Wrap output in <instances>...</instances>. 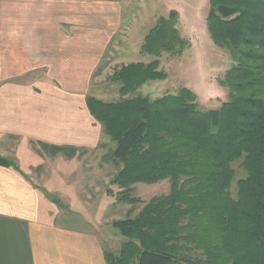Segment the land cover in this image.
<instances>
[{
	"label": "trees",
	"instance_id": "trees-1",
	"mask_svg": "<svg viewBox=\"0 0 264 264\" xmlns=\"http://www.w3.org/2000/svg\"><path fill=\"white\" fill-rule=\"evenodd\" d=\"M179 19L173 9L145 36L142 52L156 59L115 70L120 99L87 98L116 142L117 201L141 203L134 195L140 182L172 184L135 216L113 222L125 240L118 253L105 251L107 264H264V0H210V36L234 61L219 80L229 90L219 108L203 109L188 87L155 99L126 97L168 77L160 69L163 53L182 55L191 46ZM238 161L246 176L234 197ZM0 164L13 163L0 155Z\"/></svg>",
	"mask_w": 264,
	"mask_h": 264
},
{
	"label": "crops",
	"instance_id": "crops-1",
	"mask_svg": "<svg viewBox=\"0 0 264 264\" xmlns=\"http://www.w3.org/2000/svg\"><path fill=\"white\" fill-rule=\"evenodd\" d=\"M122 4L0 0V155L13 163L0 164V264H107L108 249L89 224L96 220L72 212L108 203L83 182L117 172L93 154L107 135L87 98H113L115 70L150 61L142 52L146 32L132 35L137 18L131 13L127 22ZM58 169L69 177L59 190L50 176Z\"/></svg>",
	"mask_w": 264,
	"mask_h": 264
},
{
	"label": "rangeland",
	"instance_id": "rangeland-1",
	"mask_svg": "<svg viewBox=\"0 0 264 264\" xmlns=\"http://www.w3.org/2000/svg\"><path fill=\"white\" fill-rule=\"evenodd\" d=\"M126 1L127 5L122 4L127 8L124 19L130 22V20H133L135 17H132L133 14H135L137 18L131 29L132 35H135L138 30L140 33L141 31L146 32L145 34L147 35L160 16H166L171 10L176 9L180 15L178 28L182 36L191 43V46L188 47L182 55H172L169 53H163L161 55L160 69L165 70L168 74L165 80L148 82L135 93L126 97L141 94L155 99L168 93H176L183 87H188L198 95V102L203 109L219 108L224 101L228 100L229 90L222 86L219 80L224 78L226 72L234 65V61L230 52L216 45L210 36L207 24L210 0ZM129 13L130 17H128ZM141 14H143V17H141ZM144 55L149 56L148 54ZM148 59L150 61L146 63L151 62L156 59V57L150 55ZM115 85L118 88V92L115 96L113 95V98L107 99V101H115L121 98L120 85L118 83ZM115 148L116 142L111 140L108 136H103L99 149L93 154L99 160L103 159L111 169H116L118 172L121 166H118L112 159ZM41 151H38V153ZM83 153V150H79L77 156L79 155L78 159L81 160L84 167H87L89 160L83 159ZM233 165L236 170V176L232 185V194L236 197L237 182L240 178L246 176V172L241 166V161ZM77 171H79V169ZM50 172V176L53 177L52 180L55 184L54 189L64 185V183L69 180L67 176L68 173L64 170L58 169L56 172L50 170ZM117 172L113 173V177ZM113 177H111L109 181H106L104 178H99V180L94 181H82L85 183L83 190L86 191L92 187L91 193L94 194L93 196L96 199H100L101 201L103 199H109V202L105 204L100 202V204L90 206L89 212H72V215L84 216L88 220L94 218L96 221L90 220L89 224L102 236L104 247L108 250H111L112 247L114 250L117 248V250L113 252L118 253L125 238L120 234L118 229L113 226V222L128 216H135L151 198L162 194H168L171 191L172 184L169 178L152 184L143 182L137 183L135 185L134 195L139 197L142 202L128 204L117 201L116 194L120 191V188L111 183ZM110 188L113 190L114 195H111V198H107L108 189ZM51 194L50 198L54 199L56 204L66 208V211L71 212L69 205L61 204L63 201L60 197L54 193ZM67 215V213L64 214L63 221L68 220L69 216Z\"/></svg>",
	"mask_w": 264,
	"mask_h": 264
}]
</instances>
